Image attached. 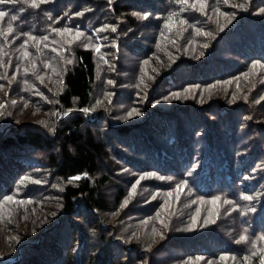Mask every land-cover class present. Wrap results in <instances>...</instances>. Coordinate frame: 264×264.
Returning <instances> with one entry per match:
<instances>
[{
    "label": "trees",
    "instance_id": "obj_1",
    "mask_svg": "<svg viewBox=\"0 0 264 264\" xmlns=\"http://www.w3.org/2000/svg\"><path fill=\"white\" fill-rule=\"evenodd\" d=\"M0 11V264H261L264 0Z\"/></svg>",
    "mask_w": 264,
    "mask_h": 264
},
{
    "label": "snow or ice",
    "instance_id": "obj_2",
    "mask_svg": "<svg viewBox=\"0 0 264 264\" xmlns=\"http://www.w3.org/2000/svg\"><path fill=\"white\" fill-rule=\"evenodd\" d=\"M15 2H16V0H0V4H4V3H15ZM44 2H45V0H31V6H32V7H39V5H40L41 3H44ZM179 2L184 3V4H187V3H188V0H179ZM225 2H227V0H225ZM242 6H243V5H241V7H242ZM192 7H195V4H193ZM201 8H203V4H202V3H201ZM5 15H6V13L0 11V18H3ZM175 15H176L175 13L171 14V15L169 16V20L171 21L172 18H173ZM12 19H13V20H16L17 18H16L15 16H13ZM181 23H184V21H181ZM115 30H116L115 28H112V31H115ZM62 31H63V32H70L69 29H64V30H62ZM8 32H9V33L12 32V28H11V27L8 28ZM197 32L199 33V29H197ZM81 35H82V33L77 32V33L75 34V38H76V39H79V38L81 37ZM29 38H30V39H35V37H29ZM44 39L46 40L47 37H45ZM25 43H27V41H25ZM205 47H207V45H205ZM96 51H97V52L100 51L99 47L96 48ZM24 54H25V56L28 55L27 52H25ZM68 63H71V61L69 60ZM254 67H255V66H254ZM109 83H111V81H109ZM174 95H177V94H174ZM14 103H15V102H14ZM0 107H3V105H0ZM84 111H85V112H88V111H90V110H89V109H84ZM134 111H135V110H133V112H134ZM129 115H132V113L130 112ZM146 175H148V176H154L155 173H149V174H146ZM80 178H81V177L77 176V177H73L72 179L75 180V179H80ZM160 178L163 179V177H160ZM143 179H145L144 176L140 177V180H143ZM140 180H137V181H136V185H138V184L140 183ZM136 185H133L132 191L129 193V198H131V196L135 193ZM179 188H180V186H178V189H179ZM168 195H171V193H169ZM12 199H13L12 197H7V200H9V201H11ZM215 199L218 200L219 198L217 197V198H215ZM242 199H244V200H251L252 197H251V196H247V195H245V196H242ZM127 202H128V201L126 200L124 203L127 204ZM225 203H229V202H228V201H225ZM240 239H241V241H244V240H246L247 238H246L245 236H241ZM245 259L247 260V258H245ZM261 264H264V259H262Z\"/></svg>",
    "mask_w": 264,
    "mask_h": 264
},
{
    "label": "rangeland",
    "instance_id": "obj_3",
    "mask_svg": "<svg viewBox=\"0 0 264 264\" xmlns=\"http://www.w3.org/2000/svg\"><path fill=\"white\" fill-rule=\"evenodd\" d=\"M72 129H73V123H71L70 125H65L60 129L63 132L62 135L63 141L73 138Z\"/></svg>",
    "mask_w": 264,
    "mask_h": 264
}]
</instances>
